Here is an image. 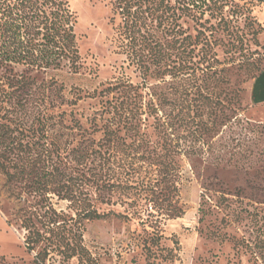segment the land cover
Instances as JSON below:
<instances>
[{
    "label": "rangeland",
    "instance_id": "obj_1",
    "mask_svg": "<svg viewBox=\"0 0 264 264\" xmlns=\"http://www.w3.org/2000/svg\"><path fill=\"white\" fill-rule=\"evenodd\" d=\"M69 3L80 67L33 74L59 146L44 177L25 159L18 178L0 173V264H264V105L250 98L264 0ZM191 84L202 104L186 124Z\"/></svg>",
    "mask_w": 264,
    "mask_h": 264
},
{
    "label": "trees",
    "instance_id": "obj_2",
    "mask_svg": "<svg viewBox=\"0 0 264 264\" xmlns=\"http://www.w3.org/2000/svg\"><path fill=\"white\" fill-rule=\"evenodd\" d=\"M128 4L130 3L126 1L124 6L119 3L116 5L124 17L123 24H120L121 34L124 35L134 34L137 27V13L132 11L134 5ZM76 22L77 17L70 7L69 0H0V173L9 180L24 174L23 164L19 165L21 159L31 160L32 164L40 168V177L48 174L46 159L51 157L50 147L55 146L56 149L59 145H55V139L48 133L52 127L49 128L48 123L53 121L54 116H46L41 109L49 99V85L42 83L40 94H37L34 86H37L38 81L33 74L61 70L65 67L78 70L81 57L75 31ZM185 39L187 36L183 38ZM141 64L142 58H138L137 65ZM133 86L131 84L130 87ZM193 87L194 84H191V91L184 89L186 100L183 106L180 105V112L184 114L186 124L195 121L191 103H196V100L202 102V87ZM14 99H18L19 104H16ZM31 100L35 101L37 113L42 115L43 123L34 130H38L35 140L30 136L32 124L27 122V117L34 113V109L28 107ZM12 102L18 108L14 107ZM6 106L13 109L10 110ZM7 112L11 113L12 117L8 116ZM163 147L168 149L167 145ZM37 183L44 185L46 182L41 180ZM81 211L87 219L99 217L96 211L87 206L82 207ZM41 239V236L27 237L28 244L32 247ZM1 259L3 256H0Z\"/></svg>",
    "mask_w": 264,
    "mask_h": 264
},
{
    "label": "crops",
    "instance_id": "obj_3",
    "mask_svg": "<svg viewBox=\"0 0 264 264\" xmlns=\"http://www.w3.org/2000/svg\"><path fill=\"white\" fill-rule=\"evenodd\" d=\"M250 98L256 105H264V70L253 80L250 88Z\"/></svg>",
    "mask_w": 264,
    "mask_h": 264
}]
</instances>
